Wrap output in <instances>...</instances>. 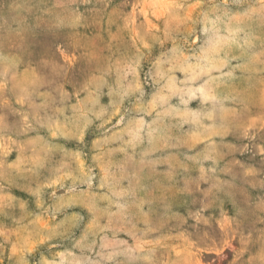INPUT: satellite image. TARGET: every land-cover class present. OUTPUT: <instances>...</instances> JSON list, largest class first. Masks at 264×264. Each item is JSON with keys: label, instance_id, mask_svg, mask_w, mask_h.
Segmentation results:
<instances>
[{"label": "rangeland", "instance_id": "1", "mask_svg": "<svg viewBox=\"0 0 264 264\" xmlns=\"http://www.w3.org/2000/svg\"><path fill=\"white\" fill-rule=\"evenodd\" d=\"M0 264H264V0H0Z\"/></svg>", "mask_w": 264, "mask_h": 264}]
</instances>
